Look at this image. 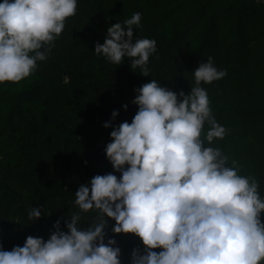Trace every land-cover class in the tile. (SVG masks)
Masks as SVG:
<instances>
[{"label": "trees", "instance_id": "obj_1", "mask_svg": "<svg viewBox=\"0 0 264 264\" xmlns=\"http://www.w3.org/2000/svg\"><path fill=\"white\" fill-rule=\"evenodd\" d=\"M137 12L134 41L157 42L148 77L131 69L128 58L113 65L94 52L109 27ZM208 57L227 73L201 85L226 135L206 146L219 147L229 166L235 162L239 174L258 182L264 197V2L77 0L76 15L65 21L47 60L37 62L28 78L0 84V247L10 251L29 236L47 241L58 220L67 232L80 185L96 175L120 178L105 153L113 128L103 125L131 123L136 89L151 80L188 94L194 70ZM113 111L119 112L114 121ZM32 207L42 211L35 222L27 219ZM95 216L83 214L81 227L87 229ZM114 225H106L105 243L115 239L121 264H130L133 250L143 251L142 241L112 233Z\"/></svg>", "mask_w": 264, "mask_h": 264}, {"label": "clouds", "instance_id": "obj_2", "mask_svg": "<svg viewBox=\"0 0 264 264\" xmlns=\"http://www.w3.org/2000/svg\"><path fill=\"white\" fill-rule=\"evenodd\" d=\"M76 10L77 0H0V84L28 78L37 62L47 60ZM140 22L137 12L115 23L94 52L113 65L128 58L131 69L148 77L157 42L134 41ZM226 74L208 57L194 70L188 94L156 80L136 89L132 103L138 110L131 123L103 125L113 128L105 153L120 178L109 173L81 184L74 199L78 211L68 217L67 232L58 220L47 241L29 236L10 251L0 247V264H121L116 240L105 243L109 220L115 221L112 233L142 241L143 251L134 249L130 264H264L259 184L239 174L235 162L229 166L219 147L206 146L222 140L226 129L212 116L201 85ZM118 115L113 111L112 120ZM90 211L95 222L83 229L82 216ZM41 215L32 207L27 219L35 222Z\"/></svg>", "mask_w": 264, "mask_h": 264}]
</instances>
